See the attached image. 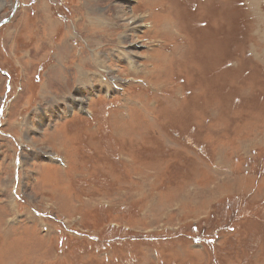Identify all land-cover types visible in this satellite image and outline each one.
Listing matches in <instances>:
<instances>
[{"label":"rangeland","instance_id":"1","mask_svg":"<svg viewBox=\"0 0 264 264\" xmlns=\"http://www.w3.org/2000/svg\"><path fill=\"white\" fill-rule=\"evenodd\" d=\"M0 264H264V0H0Z\"/></svg>","mask_w":264,"mask_h":264},{"label":"water","instance_id":"2","mask_svg":"<svg viewBox=\"0 0 264 264\" xmlns=\"http://www.w3.org/2000/svg\"><path fill=\"white\" fill-rule=\"evenodd\" d=\"M5 22V21H4Z\"/></svg>","mask_w":264,"mask_h":264}]
</instances>
